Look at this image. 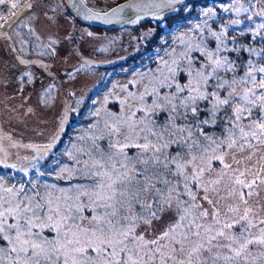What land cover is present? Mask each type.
<instances>
[{
    "label": "snow or ice",
    "instance_id": "1",
    "mask_svg": "<svg viewBox=\"0 0 264 264\" xmlns=\"http://www.w3.org/2000/svg\"><path fill=\"white\" fill-rule=\"evenodd\" d=\"M22 4L0 0V29ZM224 11L264 17V0ZM203 15L162 41L117 111L94 113L55 173L64 185L0 180V264H264V46L228 36L240 19L214 31ZM248 31L264 41V23Z\"/></svg>",
    "mask_w": 264,
    "mask_h": 264
},
{
    "label": "rangeland",
    "instance_id": "2",
    "mask_svg": "<svg viewBox=\"0 0 264 264\" xmlns=\"http://www.w3.org/2000/svg\"><path fill=\"white\" fill-rule=\"evenodd\" d=\"M28 2L23 0V4ZM238 2L249 7L255 0ZM31 3L32 8L0 29V165L10 170L0 174V180L10 186L29 180L64 185V180H56L55 173L61 162L70 163L67 152L87 134L97 119L94 113L99 110L103 116L105 108L117 111L122 87L154 69L158 55H164L162 41H167L170 49L174 36L197 25L203 27L207 19L203 14L209 9L216 13L208 20L214 31L232 19H240V25L229 27L228 36L257 49L264 46L259 36L253 40L248 31L264 23V17L249 20L251 13L237 16L224 11L232 2L217 9L214 4L196 7V15L185 23H160L163 31L156 21L178 12V6L114 30L70 19L64 0ZM0 7L7 14V5ZM260 7L257 4L254 10ZM191 8L186 6L184 12ZM210 46L215 47L214 40ZM243 58L247 59V53ZM130 90L134 89L130 86ZM49 144L52 147L45 152L43 146ZM168 219L165 215L153 227L162 229Z\"/></svg>",
    "mask_w": 264,
    "mask_h": 264
},
{
    "label": "water",
    "instance_id": "3",
    "mask_svg": "<svg viewBox=\"0 0 264 264\" xmlns=\"http://www.w3.org/2000/svg\"><path fill=\"white\" fill-rule=\"evenodd\" d=\"M191 1L195 0H183L182 4L167 7V0H124L105 11L94 10L85 0H64V3L66 8L84 24L106 29H119V27L130 24V21H136L141 17H148ZM113 9H117L115 14L112 12ZM105 13L108 15L105 16Z\"/></svg>",
    "mask_w": 264,
    "mask_h": 264
},
{
    "label": "trees",
    "instance_id": "4",
    "mask_svg": "<svg viewBox=\"0 0 264 264\" xmlns=\"http://www.w3.org/2000/svg\"><path fill=\"white\" fill-rule=\"evenodd\" d=\"M121 1H124V0H85L88 6L92 7L94 10L97 9L101 11H105L108 8L112 7L113 5L118 4V2H121ZM229 2H232V0H195V1L187 2V3H184L183 5L178 6V10H179L178 12L164 16L163 19H161L162 20L161 22L156 21V26H158L163 31L162 29L163 26H161L160 23L163 24L165 23V21H170V20L173 21V24L181 23V22L185 23L190 17H193L196 15L195 13L196 7H207V5L209 4H214V7L217 9L218 7H220V5L226 4V3L228 4ZM188 5H192V8L190 9V11L184 12L185 7ZM146 19L144 21H146ZM144 21H142L141 23H143ZM141 23L139 25H141ZM81 24H84V23H81ZM108 29H111V28H108ZM114 30H117V29H114ZM9 171L10 170L8 168L0 165V174H5V172H9Z\"/></svg>",
    "mask_w": 264,
    "mask_h": 264
},
{
    "label": "built area",
    "instance_id": "5",
    "mask_svg": "<svg viewBox=\"0 0 264 264\" xmlns=\"http://www.w3.org/2000/svg\"><path fill=\"white\" fill-rule=\"evenodd\" d=\"M68 17H69L70 19H72V20H74V19L76 20L74 14H71V12L68 13Z\"/></svg>",
    "mask_w": 264,
    "mask_h": 264
}]
</instances>
